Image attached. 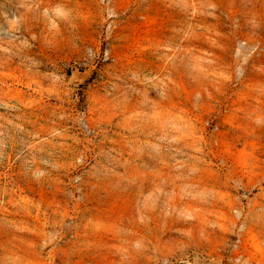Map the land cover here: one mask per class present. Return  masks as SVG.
I'll list each match as a JSON object with an SVG mask.
<instances>
[{
    "label": "rangeland",
    "instance_id": "374dc122",
    "mask_svg": "<svg viewBox=\"0 0 264 264\" xmlns=\"http://www.w3.org/2000/svg\"><path fill=\"white\" fill-rule=\"evenodd\" d=\"M0 264H264V0H0Z\"/></svg>",
    "mask_w": 264,
    "mask_h": 264
},
{
    "label": "clouds",
    "instance_id": "9594fccd",
    "mask_svg": "<svg viewBox=\"0 0 264 264\" xmlns=\"http://www.w3.org/2000/svg\"><path fill=\"white\" fill-rule=\"evenodd\" d=\"M53 12L56 16L61 17V18L66 16L65 11L60 6H57L55 9H53ZM45 15H47V10L45 12ZM50 23H51V27H53V28H55L57 26L54 20L51 21Z\"/></svg>",
    "mask_w": 264,
    "mask_h": 264
}]
</instances>
